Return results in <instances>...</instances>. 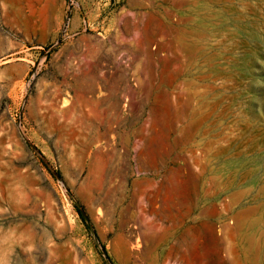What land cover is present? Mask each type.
Wrapping results in <instances>:
<instances>
[{
	"label": "rangeland",
	"instance_id": "1",
	"mask_svg": "<svg viewBox=\"0 0 264 264\" xmlns=\"http://www.w3.org/2000/svg\"><path fill=\"white\" fill-rule=\"evenodd\" d=\"M0 264H264V0H0Z\"/></svg>",
	"mask_w": 264,
	"mask_h": 264
},
{
	"label": "crops",
	"instance_id": "2",
	"mask_svg": "<svg viewBox=\"0 0 264 264\" xmlns=\"http://www.w3.org/2000/svg\"><path fill=\"white\" fill-rule=\"evenodd\" d=\"M98 121L100 122V124H106V119H105V115L100 116V118H98Z\"/></svg>",
	"mask_w": 264,
	"mask_h": 264
},
{
	"label": "built area",
	"instance_id": "3",
	"mask_svg": "<svg viewBox=\"0 0 264 264\" xmlns=\"http://www.w3.org/2000/svg\"><path fill=\"white\" fill-rule=\"evenodd\" d=\"M69 1H71V0H69Z\"/></svg>",
	"mask_w": 264,
	"mask_h": 264
}]
</instances>
